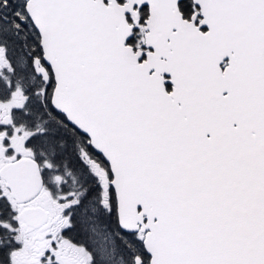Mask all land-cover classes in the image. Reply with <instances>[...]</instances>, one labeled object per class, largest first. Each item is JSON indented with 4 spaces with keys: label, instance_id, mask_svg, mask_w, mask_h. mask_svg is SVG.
Segmentation results:
<instances>
[{
    "label": "snow or ice",
    "instance_id": "6c2138e0",
    "mask_svg": "<svg viewBox=\"0 0 264 264\" xmlns=\"http://www.w3.org/2000/svg\"><path fill=\"white\" fill-rule=\"evenodd\" d=\"M0 264H264V0H0Z\"/></svg>",
    "mask_w": 264,
    "mask_h": 264
}]
</instances>
